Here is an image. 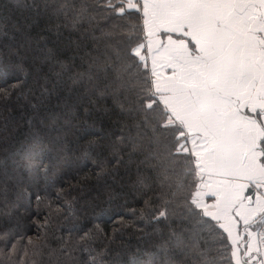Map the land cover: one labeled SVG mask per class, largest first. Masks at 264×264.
<instances>
[{"label": "snow or ice", "instance_id": "obj_1", "mask_svg": "<svg viewBox=\"0 0 264 264\" xmlns=\"http://www.w3.org/2000/svg\"><path fill=\"white\" fill-rule=\"evenodd\" d=\"M123 4L33 0L30 7L37 18L47 17L44 31L56 42L65 30L76 34L67 46L72 51L61 58L43 35L31 62L16 49L0 54V100L19 95L32 76L45 85L51 81L50 88L42 86L45 96L65 86L69 94L82 89L81 98L93 91L110 95L122 114L141 113L147 125L156 119L149 97L163 89L184 131L172 134L168 122L151 125L153 147L137 165L154 160L148 167L157 183L138 171L133 190L143 200L141 219L169 220L179 211L194 228L188 236L170 230L145 264H264V0H140L139 33L125 18ZM148 52L155 59H146ZM100 74L107 81L103 87L97 86ZM114 123L121 132L114 141L111 133H101L84 145V156L99 161L98 176L106 173L110 159L119 165L127 155L130 164L139 151L140 121L131 125L135 135L126 137L127 122ZM40 143V131L33 127L31 143L22 149L26 159L35 156ZM44 199L35 196L38 214ZM48 224V217L35 223L39 235L35 242L28 238L24 255L29 247L33 256L42 254ZM91 234L92 229L72 224L49 254L59 252L63 264H79L75 254L88 252ZM22 243L16 225L0 228V264H17V257L25 264ZM83 264L97 260L89 256Z\"/></svg>", "mask_w": 264, "mask_h": 264}, {"label": "trees", "instance_id": "obj_2", "mask_svg": "<svg viewBox=\"0 0 264 264\" xmlns=\"http://www.w3.org/2000/svg\"><path fill=\"white\" fill-rule=\"evenodd\" d=\"M32 2L0 0V54L8 56L16 49L31 62L37 40L47 35L49 46L54 47L61 58H67L72 51L67 46L76 34L65 30L56 42L44 31L47 17L41 15L37 18L30 7ZM36 2L42 3L43 0ZM122 7L125 18L135 24L139 33L140 15L136 8L128 7L126 0ZM15 59V56L11 58L13 62ZM106 82L100 74L97 86L103 87ZM42 86L50 88L51 81L45 85L42 79L30 76L19 95L13 93L6 101L0 100V228L13 224L23 234L19 250L25 264H57V258L63 264L65 257L59 252L49 253L59 248L61 241L58 238L66 236L68 226L72 224L82 226L85 231L92 229L87 241L88 252L75 254L79 264L89 256L95 257L97 264H145L153 259L149 253L157 251L156 245L169 235L170 230L190 235L194 225L179 211L169 220L141 219L143 200L133 190L138 171L147 174L154 186L157 183L155 174L148 167V163H155L154 160L137 165V161L153 147L148 143L152 136L151 125L168 122L172 134L183 131L180 124L171 121L156 93L149 97L155 101L151 115L156 119H150L146 125L141 113L122 114L110 95L100 96L93 91L91 96L81 98L82 89L69 94L65 86L58 88L53 95L45 96ZM29 118H32L31 123ZM117 120L126 121L130 126L123 133L125 137L135 135L137 130L131 125L140 121L139 151L133 154L130 164L127 155L119 165L110 159L105 165L106 173L98 176L99 161L94 164L95 155L84 156V145L101 133H111L109 138L114 141L121 135L119 125L114 123ZM33 127L39 129L41 143L35 156L26 159L22 149L31 143ZM6 134L7 140L4 139ZM130 147H125L123 152L127 153ZM101 156L107 157L108 151L103 150ZM69 185L73 186L71 191ZM60 189L65 191L57 199ZM37 194L45 198L39 206V214L35 201ZM46 217L49 218L47 246L39 256L31 254V247L24 255L28 238L35 242L39 235L35 223ZM80 234L74 235L73 240ZM201 244L203 246V241ZM176 259L182 261L183 257L177 256ZM16 261L18 264L19 257Z\"/></svg>", "mask_w": 264, "mask_h": 264}, {"label": "crops", "instance_id": "obj_3", "mask_svg": "<svg viewBox=\"0 0 264 264\" xmlns=\"http://www.w3.org/2000/svg\"><path fill=\"white\" fill-rule=\"evenodd\" d=\"M126 2H127L128 7L137 8L139 3H140V0H126ZM156 39H158V37H156ZM145 55H146V59H149V60L155 59L154 54L151 52H148ZM160 75H161V77H163V69H160ZM156 93H157L159 101L162 103V105L168 111L169 118L174 120L177 124H180V122L173 115V110L171 109L169 102H168V99H167V93L165 91H163V89H161L160 91H157ZM181 128L184 131V128L182 127V125H181ZM211 195L212 194L209 193L210 198H211Z\"/></svg>", "mask_w": 264, "mask_h": 264}, {"label": "rangeland", "instance_id": "obj_4", "mask_svg": "<svg viewBox=\"0 0 264 264\" xmlns=\"http://www.w3.org/2000/svg\"><path fill=\"white\" fill-rule=\"evenodd\" d=\"M156 93V92H155ZM156 96H157V93H156ZM158 97V96H157ZM172 122H175L174 120L171 119Z\"/></svg>", "mask_w": 264, "mask_h": 264}]
</instances>
